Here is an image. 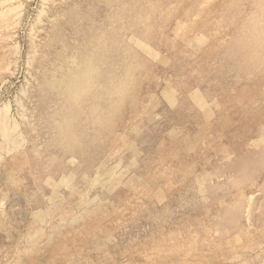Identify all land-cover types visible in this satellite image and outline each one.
<instances>
[{
	"label": "rangeland",
	"instance_id": "rangeland-1",
	"mask_svg": "<svg viewBox=\"0 0 264 264\" xmlns=\"http://www.w3.org/2000/svg\"><path fill=\"white\" fill-rule=\"evenodd\" d=\"M253 1L0 0V264H264Z\"/></svg>",
	"mask_w": 264,
	"mask_h": 264
},
{
	"label": "bare ground",
	"instance_id": "bare-ground-1",
	"mask_svg": "<svg viewBox=\"0 0 264 264\" xmlns=\"http://www.w3.org/2000/svg\"><path fill=\"white\" fill-rule=\"evenodd\" d=\"M237 1L239 2V0H237ZM256 1H257V0H256ZM256 1H253V2L255 3ZM258 1H259V0H258ZM258 1H257V2H258ZM240 2H241V1H240ZM240 2H239V3H240ZM246 2H247V1H246ZM253 2H252V4H253ZM257 2H256V3H257ZM262 2H263V1H262ZM262 2H261V4H263ZM239 3H238V5H240ZM259 3H260V2H259ZM247 4H248V3H247ZM194 5H195V4H194ZM194 5H192V6H194ZM235 5H236V4H235ZM250 5H251V4H250ZM246 6H247V5H246ZM254 6H255V4H254ZM236 7H237V6H236ZM238 7H239V6H238ZM247 7H248V6H247ZM86 8H87V7H86ZM239 8H240V7H239ZM242 8H243V5H242ZM256 8H257V7H256ZM244 9L247 10V8H244ZM208 10H209V9H208ZM234 10H236V9H234ZM242 10H243V9H242ZM240 11H241V10H240ZM236 12H237V11H236ZM249 12H250V11H249ZM232 13H233V12H232ZM237 13H238V12H237ZM237 13H236V14H237ZM255 13H256V12H255ZM239 15H240V14H239ZM239 15H238V16H239ZM228 16H229V15H228ZM230 17H231V16H230ZM234 17H235V15H234ZM240 17H241V16H240ZM250 17H251V16H250ZM225 18H226V17H224V19H225ZM231 18H232V17H231ZM236 18H237V17H236ZM246 18H247V17H246ZM80 19H81V18H80ZM224 19H223V21H224ZM228 19H229V18H228ZM145 20H146V19H145ZM238 20H239V19H238ZM240 20H241V19H240ZM244 20H245V19H244ZM220 21H221V20H220ZM236 21H237V20H236ZM231 22H232V21H231ZM221 23H222V22H221ZM233 23H234V22H233ZM238 23H239V22H238ZM246 23H247V22H245V24H246ZM258 23H259V22H258ZM112 24H113V23H112ZM223 24H224V23H223ZM247 24H248V23H247ZM254 24H255V23H254ZM243 25H244V24H243ZM235 26H236V25H235ZM253 26H255V25H253ZM107 27H108V26H107ZM170 27H171V26H170ZM250 28H251V27H250ZM250 28H249V30H250ZM9 30H10V29H9ZM169 30H170V28H169ZM251 30H252V28H251ZM105 31H106V30H105ZM118 31H119V30H118ZM95 32H96V30H95ZM100 33H103V32H100ZM76 34H77V33H76ZM97 34H99V33H97ZM99 35H100V34H99ZM234 35H235V34H234ZM95 36H97V35H95ZM101 36H102V35H101ZM101 36H100V37H101ZM32 37H33V36H32ZM88 38H89V37H88ZM90 39H91V38H90ZM101 39H102V38H101ZM92 40H93V38H92ZM94 40H96V38H94ZM98 41L100 42V40H98ZM105 41H106V40H105ZM229 41H231V40H229ZM86 42H88V41H86ZM103 42H104V41H103ZM201 42H202V41H201ZM226 42H227V41H226ZM226 42H225V43H226ZM82 43H83V42H82ZM90 43H91V42H90ZM119 43H120V42H119ZM93 44H94V43H93ZM93 44H92V45H93ZM104 44H105V43H104ZM112 44H113V43H112ZM61 45H62V44H61ZM67 45H68V44H67ZM95 45H96V44H95ZM100 45H102V44H100ZM223 45H224V44H223ZM78 46H79V45H78ZM84 46H85V45H84ZM104 46H105V45H104ZM104 46H103V48H104ZM111 46H112V45H111ZM118 46H119V44H118ZM147 46H148V45H147ZM224 46H225V45H224ZM79 47H81V45H80ZM85 47H86V46H85ZM91 47H92V46H91ZM97 47H98V46H97ZM100 47H101V46H100ZM200 47H202V46H200ZM103 48H101V50H100L101 53L104 51V50H102ZM221 48H222V47H221ZM34 49H35V48H34ZM34 49H32V50H34ZM76 49H77V48H76ZM83 49L85 50V48H83ZM90 49H91V48H90ZM99 49H100V48H99ZM104 49H105V48H104ZM108 49H109V48H108ZM112 49H113V48H112ZM65 50H66V49H65ZM106 50H107V48H106ZM72 51H73V50H72ZM75 51H76V50H75ZM75 51H74V52H75ZM77 51H78V50H77ZM81 51H82V50H81ZM86 51H90V50H86ZM94 51H95V50H94ZM96 51H97V50H96ZM115 51H116V50H115ZM140 51H141V48H140ZM62 52H63V51H62ZM64 52H65V51H64ZM70 52H71V51H70ZM70 52H69V53H70ZM78 52H79V51H78ZM123 52H124V51H123ZM144 52H146V51H144ZM222 52H223V51H222ZM30 53H31V52H30ZM85 53H86V52H85ZM92 53H93V51H92ZM97 53H99V52H97ZM104 53H105V52H103V54H104ZM70 54H71V53H70ZM82 54L84 55V52H83ZM86 54H87V53H86ZM72 55H73V54H72ZM75 55H76V53H75ZM78 55H80V54H78ZM88 55H89V54H88ZM93 55H94V54H93ZM101 55H102V54H101ZM127 55H128V54H127ZM32 56H33V54H32ZM32 56H31V57H32ZM58 56H59V55H58ZM105 56H106V55H105ZM225 56H226V54H225ZM55 57H56V56H55ZM70 57H71V56H70ZM94 57H95V56H94ZM98 57H99V56H98ZM100 57H101V56H100ZM102 57H103V55H102ZM220 57H221V56H220ZM63 58H64V57H63ZM63 58H61V59H63ZM65 58H66V57H65ZM75 58H76V57H75ZM82 58H83V57H82ZM107 58H108V57H107ZM79 59H81V58H79ZM179 59H180V58H179ZM83 60H84L85 62H88V63H89V61H86V58L83 59ZM96 60H97V59H96ZM98 60H99V59H98ZM152 60H153V59H152ZM155 60H156V59H155ZM61 61H62V60H61ZM64 61H65V60H63L62 62H64ZM66 61H67V60H66ZM68 61H69V60H68ZM75 61H77V60H75ZM81 61H82V60H81ZM81 61H80V62H81ZM101 61H102V60H101ZM217 61H218V60H217ZM82 62H83V61H82ZM93 62H94V61H93V58H92V63H93ZM95 62H96V61H95ZM104 62H105V61H104ZM49 63H51V62H49ZM102 63H103V62H102ZM54 64H55V63H54ZM79 64H80V63H79ZM81 64H82V63H81ZM96 64H98V62H97ZM104 64H105V63H104ZM116 64H117V63H116ZM163 64H164V63H163ZM163 64H162V65H163ZM64 65H65V64H64ZM74 65H75V64H74ZM83 65H84V63H83ZM100 65H101V64H100ZM114 65H115V63H114ZM119 65H120V64H119ZM55 66H56V65H55ZM60 66H61V65H60ZM60 66H59V67H60ZM84 66H85V65H84ZM89 66H90V65H89ZM98 66H99V65H98ZM101 66H102V65H101ZM163 66H164V65H163ZM44 67H45V66H44ZM106 67H107V66H106ZM123 67H124V66H123ZM63 68H64V67H63ZM66 68H67V67H66ZM71 68H72V67H71ZM88 68H89V67H88ZM97 68H98V69H99V68L101 69V67H97ZM119 68H121V67H119ZM119 68H118V69H119ZM44 69H45V68H44ZM64 69H65V68H64ZM64 69H63V70H64ZM75 69H76V67H75ZM75 69H74V71H75ZM90 69H91V68H90ZM102 69H103V68H102ZM118 69H117V70H118ZM55 70H56V69H55ZM58 70H60V69L58 68ZM61 70H62V69H61ZM68 70H69V66H68ZM71 70H72V69H71ZM71 70H70V71H71ZM110 70H111V69H110ZM50 71H51V70H50ZM52 71H54V70H52ZM66 71H67V70H66ZM70 71H69V72H70ZM77 71H79V70H77ZM87 71H89V70H87ZM113 71H114V70H113ZM229 71H230V70H229ZM229 71H228V72H229ZM45 72H46V71H45ZM62 72H65V71H62ZM80 72H81V71H80ZM104 72H105V71H104ZM107 72H108V71H107ZM50 73H52V72H50ZM66 73H68V72H66ZM73 73H74V72H73ZM73 73H72V74H73ZM84 73H85V72H84ZM111 73H112V71H111ZM119 73H120V72H119ZM128 73H129V72H128ZM70 74H71V73H70ZM70 74H69V76H70ZM75 74H76V73H75ZM75 74H74V75H75ZM114 74H115V72H114ZM114 74H113V75H114ZM124 74H125V73H124ZM124 74H123V77H122L123 80H124ZM174 74H175V73H174ZM42 75H43V74H42ZM65 75H66V74H65ZM83 75H84V74H83ZM86 75H87V74H86ZM101 75H102V74H101ZM107 75H108V74H107ZM107 75H106V77H108ZM172 75H173V74H172ZM54 76H55V74H54ZM67 76H68V75H67ZM71 76H72V75H71ZM78 76H80V75H78ZM89 76H90V75H89ZM89 76H88V77H89ZM104 76H105V75H104ZM115 76H116V74H115ZM120 76H121V75H120ZM120 76H119V77H120ZM169 76H170V74H169ZM219 76H220V75H219ZM45 77H46V76H45ZM47 77H48V76H47ZM49 77H50V76H49ZM55 77H56V76H55ZM72 77H73V76H72ZM75 77H76V76H75ZM96 77H97V75H96ZM98 77H99V76H98ZM119 77H118V79H119ZM170 77H171V76H170ZM33 78H34V77H33ZM62 78H63V77H62ZM69 78H70V77H69ZM89 78H90V77H89ZM104 78H105V77H104ZM172 78H173V77H172ZM177 78H178V77H177ZM43 79H44V78H43ZM43 79H41V80H43ZM46 79H48V78H46ZM63 79H64V78H63ZM65 79H66V77H65ZM73 79H74V77H73ZM75 79H76V78H75ZM100 79H102V78H100ZM115 79H116V78H115ZM5 80H6V79H5ZM70 80H71V79H70ZM90 80H91V79H90ZM109 80H110V79H109ZM109 80H108V81H109ZM123 80H120V81L122 82ZM145 80H146V79H145ZM52 81H53V80H52ZM74 81H75V80H74ZM76 81H77V79H76ZM83 81H84V79H83ZM92 81H93V80H92ZM101 81H102V80H101ZM103 81H104V80H103ZM111 81H112V80H111ZM125 81H126V80H125ZM125 81H123V82H125ZM66 82H67V80L65 81V83H66ZM79 82H80V79H79ZM87 82H88V79H87ZM97 82H99V81H97ZM105 82H106V79H105ZM113 82H115V81H113ZM46 83H51V80H50V82L47 81ZM56 83H57V82H56ZM115 83H116V82H115ZM118 83H119V82H118ZM34 84H35V83H34ZM41 84H42V82H41ZM52 84H53V83H52ZM52 84H51V86H52ZM76 84H77V83H76ZM90 84H91V82H90ZM105 84H106V83H105ZM111 84H112V83H111ZM119 84H120V83H119ZM48 85H49V84H48ZM57 85H58V84H57ZM69 85H70V84H69ZM124 85H126V84H124ZM39 86H40V85H39ZM41 86H42V85H41ZM54 86H55V85H54ZM61 86H62V83H61V85H60V88H61ZM66 86H67V85H66ZM74 86H75V85H74ZM76 86H77V85H76ZM76 86H75V87H76ZM79 86H80V85H79ZM79 86H78V87H79ZM101 86H102V85H101ZM103 86H104V84H103ZM115 86H116V85H115ZM169 86H170V85H169ZM37 87H38V86H37ZM71 87H72V86H71ZM71 87H70L69 90H71ZM47 88H48V87H47ZM50 88H51V87H50ZM50 88H48V89H50ZM60 88H59V90H60ZM83 88H84V87H83ZM87 88H88V87H87ZM89 88H90V87H89ZM106 88H107V87H106ZM124 88L126 89V87H124ZM169 88H170V87H169ZM29 89H30V88H29ZM48 89H47V90H48ZM55 89H56V88H55ZM64 89H65V88H64ZM43 90H44V89H43ZM72 90H73V89H72ZM97 90H98V89H97ZM108 90H109V89H108ZM119 90H120V89H119ZM57 91H58V90H57ZM65 91L67 92V89H66ZM100 91H101V90H100ZM106 91H107V89H106ZM51 92H52V91H51ZM51 92H50V94H51ZM62 92H64V90H62ZM71 92H72V91H71ZM96 92H97V91H96ZM122 92H123V91H122ZM122 92H121V95H122ZM59 93H61V92H59ZM67 93H69V92H67ZM159 93H160V92H159ZM159 93H158V94H159ZM64 94H65V93H64ZM92 94H93V93H92ZM101 94H102V93H101ZM115 94H116V92H115ZM56 95H57V94H56ZM59 95H60V94H59ZM61 95H62V94H61ZM105 95H106V94H105ZM123 95H124V94H123ZM66 96H67V95H66ZM88 96H91V95H88ZM100 96H101V95H100ZM110 96H111V93H110ZM150 96H151V95H150ZM167 96H168V95H167ZM82 97H83V96H82ZM97 97H98V96H97ZM121 97H122V96H121ZM161 97H162V96H161ZM48 98H49V97H48ZM57 98H58V97H56V99H57ZM115 98H117V97H115ZM240 98L242 99V97H240ZM58 99H59V98H58ZM61 99H62V98H61ZM66 99H67V98H66ZM73 99H74V98H73ZM98 99H99V98H98ZM119 99H120V95H119ZM119 99H118V100H119ZM54 100H55V99H54ZM118 100L116 101V104H117ZM121 100H122V99H121ZM150 100H152V99L150 98ZM63 101H64V100H63ZM76 101H77V100H76ZM92 101H93V100H92ZM98 101H100V100H98ZM54 102H55V101H54ZM56 102H57V101H56ZM71 102H72V100H71ZM77 102H78V101H77ZM107 102H108V101H107ZM111 102H114V100H113V101L111 100ZM50 103H51V102H50ZM152 103H153V102H152ZM166 103H167V102H166ZM46 104H47V103H46ZM62 104H63V103H62ZM67 104H68V103H67ZM109 104H111L110 101H109ZM121 104H122V103H121ZM56 105H58V104H56ZM89 105H90V104H89ZM104 105H105V104H104ZM112 105H114V104H112ZM110 106H111V105H110ZM147 106H148V105H147ZM200 106H201V105H200ZM58 107H59V106H58ZM97 107H98V105H97ZM82 108H83V107H82ZM215 108H216V107H215ZM22 109H23V108H22ZM52 109H53V108H52ZM94 109H95V107H94ZM106 109H107V108H106ZM200 109H201V108H200ZM216 109H217V108H216ZM60 110H61V109H60ZM91 110H92V109H91ZM112 110L114 111V109H112ZM115 110H116V108H115ZM51 111H52V110H51ZM82 111H84V110L82 109ZM92 111H93V110H92ZM146 111H147V110H146ZM65 112H66V111H65ZM75 112H76V111H75ZM89 112H90V111H89ZM106 112H107V111H106ZM106 112H105V113H106ZM144 112H145V111H144ZM57 113H58V111H57ZM86 113H87V112H86ZM86 113H85V114H86ZM111 113H114V112H111ZM137 113H138V112H137ZM52 114H53V113H52ZM61 114H62V113H61ZM97 114H98V113H97ZM109 114H110V113H109ZM109 114H108V115H109ZM48 115H49V114H48ZM95 115H96V114H95ZM62 116H63V115H62ZM66 116H67V115H66ZM87 116H88V115H86V118H87ZM89 116H90V115H89ZM46 117H47V116H46ZM91 117H92V116H91ZM93 117H94V116H93ZM93 117H92V119H93ZM65 118L67 119V117H65ZM75 118H76V117H75ZM104 118H105V117H104ZM104 118H102V119H104ZM58 119H59V118H58ZM58 119H57V120H58ZM68 119H69V118H68ZM81 119H82V118H81ZM144 119H145V118H144ZM46 120H47V119H46ZM46 120H44V121H46ZM62 120H63V119H62ZM64 120H65V119H64ZM89 120H90V119H89ZM98 120H99V119H98ZM98 120H97V121H98ZM87 121H88V120H87ZM87 121H85V122H87ZM90 121H91V120H90ZM92 121H93V120H92ZM31 122H32V121H31ZM94 122H95V121H94ZM100 122H101V121H100ZM100 122H99V123H100ZM106 122H107V121H106ZM76 123H77V122H76ZM83 123H84V122H83ZM83 123H80V124H83ZM88 123H89V122H88ZM60 125H61V124H60ZM86 125H87V124H86ZM86 125H85V126H86ZM30 126H31V125H30ZM82 126L84 127V124H83ZM82 126H81V127H82ZM90 126H91V125H90ZM67 127H68V126H67ZM75 127H76V126H75ZM86 127H87V126H86ZM79 128H80V127H79ZM79 128H78V129H79ZM84 128H85V127H84ZM57 129H59V128L57 127ZM61 129H62V127H61ZM87 129H88V127H87ZM90 129H91V128H90ZM82 130H83V129H82ZM64 131H65V130H64ZM73 131H74V129H73ZM83 131H84V130H83ZM78 132H79V131H78ZM78 132H77V133H78ZM66 133H67V132H66ZM94 133H95V132H94ZM94 133H93V134H94ZM18 134H19V133H18ZM75 134H76V133H75ZM16 135H17V134H16ZM51 135H52V134H51ZM69 135H70V134H69ZM81 135H82V134H81ZM257 135H258V134H257ZM261 135H262V134H261ZM67 136H68V135H67ZM72 136H73V133H72ZM74 136H75V135H74ZM116 136H117V135H116ZM69 137H70V136H69ZM76 137H77V136H76ZM200 137H201V136H200ZM74 138H75V137H74ZM253 138H254V137H253ZM257 138H259V136H258ZM68 139H69V138H68ZM75 139H76V138H75ZM22 140H23V139H22ZM24 141H25V140H24ZM98 141H99V140H98ZM31 142H32V141H31ZM75 149H76V148H75ZM107 152H108V151H107ZM105 155H106V154H105ZM195 156H196V155H195ZM69 158H70V157H69ZM71 158H72V157H71ZM69 160H70V159H69ZM3 161H4V160H3ZM114 163H115V162H114ZM187 163H188V162H187ZM182 166H183V165H182ZM186 166H187V165H186ZM9 168H10V167H9ZM32 168H33V167H32ZM118 168H119V167H118ZM17 170H18V169H17ZM95 170H96V169H95ZM114 170H115V169H114ZM178 171H179V170H178ZM95 173H96V172H95ZM96 174H97V173H96ZM111 174H112V173H111ZM112 175H113V174H112ZM220 175H221V174H220ZM96 176H97V175H96ZM160 176H161V175H160ZM223 176H224V175H223ZM234 176H235V175H234ZM90 179H91V178H90ZM108 179H109V178H108ZM108 179H107V180H108ZM61 180H62V179H61ZM109 180H110V179H109ZM67 181H68V180H67ZM69 181H70V180H69ZM94 181H95V180H94ZM102 181H103V180H102ZM184 181H185V180H184ZM60 183H61V182H60ZM44 184H45V183H44ZM94 185H95V184H94ZM90 186H91V185H90ZM108 186H109V185H108ZM201 186H202V185H201ZM100 188H101V187H100ZM100 188H99V189H100ZM86 189L88 190V188H86ZM102 189H103V186H102ZM188 189H189V188H188ZM95 190H96V189H95ZM100 190H101V189H100ZM89 191H90V190H89ZM89 191H88V192H89ZM86 193H87V192H86ZM107 193H108V192H107ZM94 195H95V194H94ZM91 196H92V195H91ZM91 196H90V197H91ZM79 199H80V198H79ZM91 199H92V198H91ZM93 199H94V198H93ZM90 202H91V201H90ZM79 203H80V202H79ZM157 203H158V202H157ZM110 209H111V208H110ZM260 209H261V208H260ZM33 211H34V210H33ZM177 220H178V219H177ZM43 222H44V221H43ZM41 223H42V222H41ZM42 225H43V223H42ZM212 228H213V227H212ZM262 230H263V229H262ZM207 231H208V230H207ZM40 232H41V231H40ZM233 234H234V233H233ZM234 237H235V236H234ZM251 237H252V236H251ZM202 240H203V239H202ZM29 247H30V246H29ZM26 249H27V248H26ZM258 249H259V248H258ZM107 251H108V250H107ZM157 259H158V258H157ZM247 263H248V262H247ZM260 263H261V262H260ZM262 263H263V262H262ZM262 263H261V264H262Z\"/></svg>",
	"mask_w": 264,
	"mask_h": 264
}]
</instances>
